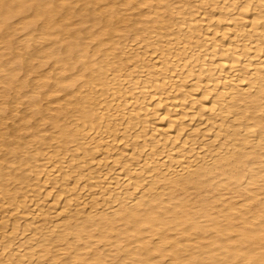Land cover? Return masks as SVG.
<instances>
[{"label":"bare ground","instance_id":"1","mask_svg":"<svg viewBox=\"0 0 264 264\" xmlns=\"http://www.w3.org/2000/svg\"><path fill=\"white\" fill-rule=\"evenodd\" d=\"M58 1L0 0L1 36L33 10L67 34L49 54L77 71L51 129L28 132L51 152L0 146L25 172L0 182V264H264V0L103 3L94 63L66 27L103 0Z\"/></svg>","mask_w":264,"mask_h":264},{"label":"rangeland","instance_id":"2","mask_svg":"<svg viewBox=\"0 0 264 264\" xmlns=\"http://www.w3.org/2000/svg\"><path fill=\"white\" fill-rule=\"evenodd\" d=\"M55 1L59 2L58 0H55ZM85 1H89V0H85ZM85 1L81 0V1L77 2L78 4L76 2L72 3L71 5L72 6L74 5L72 7V9L75 7V9H73V10L77 11L78 13H83L82 10H83V6L85 4L84 3ZM94 1H98V0H94ZM103 1H98L99 3L100 2L101 3L99 5L98 4L94 5L95 6L94 9L96 10V11H94V14L99 13L97 16H96V14L94 15V22L92 19V21L89 20V22L87 21V22H85V24L84 23L80 24V22H79L80 17H75L71 23L69 22L70 25L68 24V26L66 27L69 30L72 28L74 29V31L72 29V32H71V33H73V35L75 33H77V31H79L77 34H79L81 36L82 44L87 46V51H88L87 54L88 55L86 54V56H88V59L85 55H84V57L87 60V62H89V63H90V61L93 63L100 61L101 56H102V55H98L96 57L90 53L97 46L96 45L97 40H95V39L93 40L90 37L91 32L93 30H94L93 32H97L100 28H102L99 30L101 32L98 31V33H102V32L104 33V34L102 33L103 36H100L101 39L103 38L102 41L105 39L107 40L112 33V31H110V27L107 26L109 24L107 22V18L109 19V17L105 16V14L104 15L102 14V16H101L100 10H101V6L103 5V3H104V5L106 4L105 6L110 5V6H108V8H109L112 6L111 3L113 4L114 0L113 1L112 0H103ZM120 1L121 0H119V2L117 1V4L114 3V5L116 7L122 8V4L120 3ZM56 2H53V3L56 4ZM136 6L137 5H135L134 7H136ZM142 8L147 9V7L144 5H142ZM151 8L152 7H150V10L154 9V2H153V8L152 9ZM16 10L17 11L15 12L14 17L11 20L13 28L1 30V33L3 35L2 36L0 35V37H1L0 38V54L1 53L3 54L0 56V121L2 123L3 122L5 123V124H2L0 122L1 123L0 124V146H1V148H3L4 151L6 148L17 147V146L18 147H26L28 150L31 151V150L36 149L38 146L40 147L41 145H40V143H38V139H36L35 137H32V136H29V135H31L29 133H31V132H32V134H34L35 132L36 133H38V132L43 133L48 128L51 129L52 121L56 122L58 120L57 115L62 109H57V108L58 107L60 108L61 103L62 104L65 103L64 100L62 101V99H61L62 96L64 95V93L60 92L58 89L62 85V83L73 81L72 77H74L75 69L73 70V73H71L72 74L71 75L70 74V72L72 71L71 69L67 68L69 71L71 70L70 72H68V70H64L65 68H63V67H67V65L64 64V62L63 63L62 62L56 63L54 61L56 56L54 58V56H51V54H49L50 49H53V48H51V46L53 45L54 49L55 48L58 49L57 52L60 53V56H62V57L65 56V52H64L63 48L65 46L64 41L66 39L64 40V37H66L67 34L62 32L60 34L61 36H59V33L57 34L55 32V31H57V29H55L54 32H53V30L46 31L47 32L46 33L45 32L46 29L44 28V26H47L48 24H46L47 19L45 16H35L34 15L35 12H33V10L32 11L26 10L24 12H22L20 9H16ZM148 10H149V8H148ZM136 11L138 12V9H136L135 11L133 9L132 12L136 13ZM98 17H100V18H98ZM30 20L32 22H28ZM112 20L114 21V19H112ZM24 22L30 23L28 25L29 27L26 24L24 26ZM59 22L60 21H58V20L56 21V23H59ZM95 22L98 23L97 24L98 26L96 24L94 25ZM26 26H27V28H26ZM129 27H132V25ZM88 28H90V29H88ZM59 29H61V27ZM51 31H52V33H50ZM49 33L51 34V36L53 35V37H51ZM46 34H48V35H46ZM128 35L130 36L131 34H128ZM45 39L47 41L48 40L49 41L47 42ZM60 39H61V41H60ZM10 40L14 42V45H12L13 42L11 43ZM51 40H52V42H51ZM55 41H57V42H55ZM6 42H8V43H6ZM44 42H46V43H44ZM49 43H51L50 46H49ZM53 43H55V44H53ZM6 44H10L9 46L12 47L13 49L11 50V48L8 46L6 47ZM60 46H61V48H60ZM6 48H9V50H11L13 53H11V51H9ZM14 48H15V51H14ZM11 54L13 56H11ZM78 54H81L79 52V50H78ZM58 57H59V55H58ZM92 57H93L94 61L92 60ZM78 59L82 60V58H77L74 56V57H72V59L70 61H73V60L75 61ZM85 59H83V61L86 62ZM60 72L63 73L62 76L63 75L66 76L64 78L66 80L63 79L64 76L62 78L59 77L58 73H60ZM76 72L77 71H75V73ZM13 73H16L17 76L15 75L16 76L15 77V76L11 75ZM11 77H13V78L15 77L16 81H15V79H13ZM81 82L82 81H78V82L76 81V83L74 84V87L76 86V87L80 88ZM74 87L72 86L71 89L76 88V87L75 88ZM58 91H59V93H58ZM56 99H58V100H56ZM72 99H73V102H75V98H72ZM48 100H50L51 103ZM57 101L60 102V105H58L56 103ZM46 102H49V103H46ZM44 106H46L45 107L46 109L44 108ZM48 106L50 108L47 109ZM150 106L151 107L153 106V102L152 103L150 102ZM3 107L5 108V110H3ZM36 107L41 109L42 114L41 113L38 115H35L36 113L33 114V112H35V109H37ZM207 114H209V113L207 112ZM39 122H41V124ZM44 122H46V123H44ZM44 124H46V125H44ZM39 125L41 126V128ZM190 127L191 126H188V128H190ZM202 127L205 128V127H207V125L206 126L203 125ZM49 129H48V131H49ZM28 137H30L29 140H28ZM16 141L20 142V145H17ZM21 144L23 146H21ZM45 146H41V147L46 148V150L48 151L49 147L47 146L48 147L47 148ZM4 151H2V153H0V182L2 184L5 183L4 182L5 180H3L4 174L9 172V171L12 173H18L17 174L18 176H20V175L22 176L23 173L25 174V172H22L20 169L17 168V166H19V165H15L14 168L8 167L11 165L12 157L10 155H5ZM51 151H52V148H50L49 152H51ZM69 157L71 158V156L67 155V159H70ZM45 163H51V162L49 160H46ZM95 167H96V165L94 163V168ZM82 170L85 171L86 169L82 168ZM82 170H79V172H81ZM28 173H31V172L28 171ZM65 175L66 174H64V176ZM75 177H76V175L70 177L67 182L72 183L74 181ZM11 187H15V186L11 185ZM45 194H47L46 189H42L40 191V195L44 196ZM4 197H5L4 195L0 196V203L3 202ZM6 199H7V197H5V200ZM64 201L65 200L62 197L60 202H58V204H56V206L51 211L58 212L61 208L62 203H64ZM10 214H11V212H10ZM61 219H62L61 217H55V220L57 222L60 221ZM13 221H15V219L12 218L11 223ZM64 257H65L64 258L65 261L70 260L69 255H64ZM163 263L166 264L167 259L164 260Z\"/></svg>","mask_w":264,"mask_h":264}]
</instances>
